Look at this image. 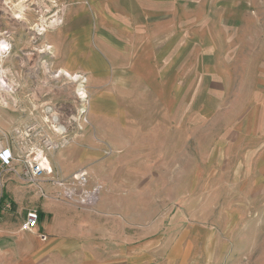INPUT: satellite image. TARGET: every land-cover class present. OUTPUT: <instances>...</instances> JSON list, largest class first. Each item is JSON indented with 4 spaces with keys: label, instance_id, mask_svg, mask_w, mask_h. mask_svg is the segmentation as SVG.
<instances>
[{
    "label": "rangeland",
    "instance_id": "374dc122",
    "mask_svg": "<svg viewBox=\"0 0 264 264\" xmlns=\"http://www.w3.org/2000/svg\"><path fill=\"white\" fill-rule=\"evenodd\" d=\"M168 1L165 22L145 29L154 51L184 49V71L178 81L170 73L166 84L148 89L131 76L128 50L121 57L71 58L49 49L54 39L64 52L67 32L86 25L91 34L113 37L104 9L90 0H0V78L9 86L0 84V115L13 127L42 125L53 108L66 133H54L52 122L45 132L58 144L49 153L50 179L41 183L56 188L49 197L88 212L101 207L105 224L118 214L126 226L135 221L137 241L149 243L147 258L264 264V111L251 119L264 0ZM110 2L121 16L141 10L145 16L143 1L139 8L134 0ZM243 6L248 25H227L240 20ZM126 30L121 37L129 49ZM96 49L91 42L86 54ZM209 62L215 78L208 79ZM99 66L107 73L91 71ZM81 171L90 187L100 186L93 207L71 202L59 185Z\"/></svg>",
    "mask_w": 264,
    "mask_h": 264
},
{
    "label": "crops",
    "instance_id": "0c3cea01",
    "mask_svg": "<svg viewBox=\"0 0 264 264\" xmlns=\"http://www.w3.org/2000/svg\"><path fill=\"white\" fill-rule=\"evenodd\" d=\"M110 1L90 0L92 7L104 9L102 14L104 20L107 21L106 24L113 25L112 40L109 37L103 38L91 34V28L86 25L79 31L67 30L68 35L63 39L66 43L64 52L56 49L54 39L49 40V49L51 47L56 55L59 53L61 56L71 58L86 55L98 58L121 57L122 53L125 54V50H128V56L131 57L129 72L135 81L143 83L146 88H152L154 83L156 85L166 84L165 81L170 73H173L178 81V73L184 71L183 68H179L184 65V49L171 50V47L166 45L154 51L150 44L149 33L145 29L146 25L165 22L163 12L168 13L169 1L134 0L138 3V8L141 1L144 2L145 7V16L141 14V10L139 15L136 11L134 17L121 16L120 13L114 12L118 6H114ZM120 1L124 6L129 2V0ZM154 12L157 15L155 18L152 17ZM230 20L227 25L231 27L233 24L244 26L248 25L250 17L243 6L240 20L237 23V20ZM255 20L258 24V19ZM126 29H129V37L132 36V43L130 44L131 40L128 43L129 49H124L126 39L121 37L126 33ZM80 31H83V36L76 35ZM230 35V40H237L233 39V32ZM143 36L145 37L142 38ZM262 37L264 40V35ZM91 42L97 49L88 55L86 52L90 50ZM195 62L199 68L200 59L197 55ZM234 62L232 58V64ZM208 67V79L211 75L215 78L214 65L209 62ZM254 67L256 72L254 88L259 91H257L255 102H252L257 107L251 119L259 120L260 112L264 111V51ZM91 71L95 75L107 73L106 68L100 66L97 71L95 68ZM174 82L175 79L172 80V83ZM180 85L177 87L184 88V84ZM25 124L16 126V128ZM13 126L8 116L0 115V149L12 148L9 136L15 128ZM14 170L15 172L5 170L0 165V264H184L182 256L173 257L171 260L164 257L160 261L147 258L143 252L149 243L145 240L137 241L135 221L126 226L122 224L121 215L118 214L116 220L105 224L103 208L98 207L95 211L88 212L74 207L71 203L54 200L49 196L56 191V188L46 189L44 184L37 186L25 182L20 177L22 166L19 163L14 164ZM42 190L48 194L42 195ZM30 210H35L38 214L37 226L29 231L21 230L20 225ZM111 213L113 211L109 212ZM107 217L111 216L107 215Z\"/></svg>",
    "mask_w": 264,
    "mask_h": 264
},
{
    "label": "built area",
    "instance_id": "2783aa9c",
    "mask_svg": "<svg viewBox=\"0 0 264 264\" xmlns=\"http://www.w3.org/2000/svg\"><path fill=\"white\" fill-rule=\"evenodd\" d=\"M45 113L50 117L48 120H44L42 125L37 122H30L22 127L13 128L9 136L12 148L0 149L1 167L15 172L14 164H21V179L37 186L50 179L49 153L58 148V144L45 132L50 130V123L52 122L55 128L53 129L54 133L59 136L66 133L64 124L58 121L59 118L53 113V108H46ZM89 179V175L85 171H81L67 180L65 184L59 183L63 186L64 197L82 206H95L99 199L100 186L95 184L90 187ZM54 183L55 185L58 184V182ZM37 221V212L30 210L26 213L20 228L24 231L32 230L37 226Z\"/></svg>",
    "mask_w": 264,
    "mask_h": 264
},
{
    "label": "bare ground",
    "instance_id": "6f19581e",
    "mask_svg": "<svg viewBox=\"0 0 264 264\" xmlns=\"http://www.w3.org/2000/svg\"><path fill=\"white\" fill-rule=\"evenodd\" d=\"M4 47H5V44H4V42H0V49L2 50V49H4ZM0 50V51H1ZM0 75L2 76V74H1V72H0ZM74 79H77V77H74ZM0 84H1V87L2 86H4V87H6V90L7 91H9V86H8V84L7 83H5V79H4V77L3 78H0ZM83 94V93H82ZM81 94V95H82ZM83 98V97H82ZM56 122V121H55Z\"/></svg>",
    "mask_w": 264,
    "mask_h": 264
}]
</instances>
